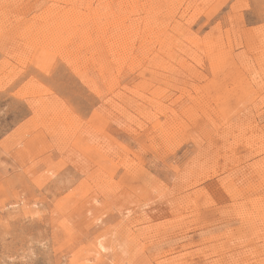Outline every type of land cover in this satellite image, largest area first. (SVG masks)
<instances>
[{
  "label": "rangeland",
  "instance_id": "374dc122",
  "mask_svg": "<svg viewBox=\"0 0 264 264\" xmlns=\"http://www.w3.org/2000/svg\"><path fill=\"white\" fill-rule=\"evenodd\" d=\"M0 264H264V0H0Z\"/></svg>",
  "mask_w": 264,
  "mask_h": 264
},
{
  "label": "bare ground",
  "instance_id": "6f19581e",
  "mask_svg": "<svg viewBox=\"0 0 264 264\" xmlns=\"http://www.w3.org/2000/svg\"><path fill=\"white\" fill-rule=\"evenodd\" d=\"M97 246H98L99 248H103L102 245H101L100 243H97Z\"/></svg>",
  "mask_w": 264,
  "mask_h": 264
}]
</instances>
